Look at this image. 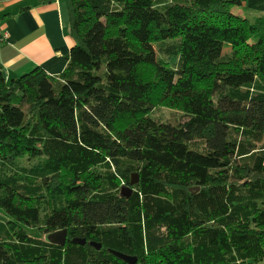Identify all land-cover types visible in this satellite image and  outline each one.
Here are the masks:
<instances>
[{
  "label": "trees",
  "instance_id": "1",
  "mask_svg": "<svg viewBox=\"0 0 264 264\" xmlns=\"http://www.w3.org/2000/svg\"><path fill=\"white\" fill-rule=\"evenodd\" d=\"M65 1L58 76L0 65V264H264V0Z\"/></svg>",
  "mask_w": 264,
  "mask_h": 264
},
{
  "label": "crops",
  "instance_id": "2",
  "mask_svg": "<svg viewBox=\"0 0 264 264\" xmlns=\"http://www.w3.org/2000/svg\"><path fill=\"white\" fill-rule=\"evenodd\" d=\"M0 27L7 40L0 49V65L7 80L35 67L58 76L74 46L69 34L65 0H0Z\"/></svg>",
  "mask_w": 264,
  "mask_h": 264
},
{
  "label": "rangeland",
  "instance_id": "3",
  "mask_svg": "<svg viewBox=\"0 0 264 264\" xmlns=\"http://www.w3.org/2000/svg\"><path fill=\"white\" fill-rule=\"evenodd\" d=\"M232 13L242 18H246L251 22H253L255 19L261 16L260 13L252 11V10H247L243 7L232 8ZM229 50L230 49L228 47L225 48L223 51L224 54L228 53ZM151 118L157 122L165 123V124L168 123L171 125H178L187 120V118L184 117L182 113L177 112V111H172L169 109H165L162 107L154 109L153 112L151 113Z\"/></svg>",
  "mask_w": 264,
  "mask_h": 264
},
{
  "label": "water",
  "instance_id": "4",
  "mask_svg": "<svg viewBox=\"0 0 264 264\" xmlns=\"http://www.w3.org/2000/svg\"><path fill=\"white\" fill-rule=\"evenodd\" d=\"M137 181H138L137 175L132 174L130 184L137 183ZM131 193H132V191L130 189H128L126 187L121 188V192H120L121 195L128 197L131 195ZM65 239H66V232L65 231L53 233V234L48 235V237H47L48 242L53 243V244H58L61 246H63L65 244ZM72 242L74 244H78L81 246L85 244L84 239H78V238L73 239ZM89 245L96 248L97 250L100 249V244H96L94 242H91V243H89ZM109 252L112 255H114L115 257H117L118 259H120V260H122L128 264H135L136 263V259L134 257H130V256L124 255L120 252H116L113 250H109Z\"/></svg>",
  "mask_w": 264,
  "mask_h": 264
},
{
  "label": "built area",
  "instance_id": "5",
  "mask_svg": "<svg viewBox=\"0 0 264 264\" xmlns=\"http://www.w3.org/2000/svg\"><path fill=\"white\" fill-rule=\"evenodd\" d=\"M6 40H7V35L0 27V49L5 44Z\"/></svg>",
  "mask_w": 264,
  "mask_h": 264
}]
</instances>
